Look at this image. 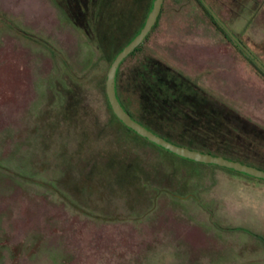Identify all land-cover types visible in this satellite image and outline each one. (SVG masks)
<instances>
[{
  "label": "rangeland",
  "instance_id": "1",
  "mask_svg": "<svg viewBox=\"0 0 264 264\" xmlns=\"http://www.w3.org/2000/svg\"><path fill=\"white\" fill-rule=\"evenodd\" d=\"M203 3L264 64V0ZM0 18V264H264V180L127 140L106 60L52 0ZM141 48L264 128V77L196 0H164Z\"/></svg>",
  "mask_w": 264,
  "mask_h": 264
},
{
  "label": "trees",
  "instance_id": "2",
  "mask_svg": "<svg viewBox=\"0 0 264 264\" xmlns=\"http://www.w3.org/2000/svg\"><path fill=\"white\" fill-rule=\"evenodd\" d=\"M152 1L52 0L68 22L83 30L87 40L106 60V67L117 52L140 30ZM163 1L154 23L142 41L117 65L114 90L119 104L131 119L171 143L264 170L262 126L202 87L195 78H191L179 68L141 48L158 22ZM196 2L214 24L228 35L217 24L212 14L207 12L200 0ZM0 20L2 21L1 18ZM228 37L231 39L229 35ZM43 45L53 54L51 45L46 42H43ZM236 45L248 62L264 77V64L244 45L245 50L239 44ZM128 60L130 64L124 72H121V66ZM104 80L105 72L99 81V87L111 119L113 117L116 120V122L113 119L112 121L124 135H127L126 139L129 137L127 140L142 141L172 159L204 164L167 151L125 126L108 105L104 93ZM116 159L118 160L119 157L116 156ZM127 164L128 169L122 170V173L130 175L127 179L131 182L135 176H138V169L134 158Z\"/></svg>",
  "mask_w": 264,
  "mask_h": 264
},
{
  "label": "water",
  "instance_id": "3",
  "mask_svg": "<svg viewBox=\"0 0 264 264\" xmlns=\"http://www.w3.org/2000/svg\"><path fill=\"white\" fill-rule=\"evenodd\" d=\"M161 3L162 0L152 1V6L146 15L144 19V23L140 28V30L126 45L122 47V49L119 52H117V54L113 57V59L111 60V62L109 63L106 69L105 80H104V93L111 111L125 126L130 128L140 136L144 137L145 139L153 142L154 144L178 156L204 164H215L220 167L232 169L234 171H238L247 174L249 176L264 180L263 169L251 165H246L238 161L229 160L221 156L199 152L197 150H193L185 146L177 145L163 139L161 136L152 133L151 131L144 128L141 124L131 119L130 116L123 110V108L119 104L115 96V90H114V74L117 65L123 58H125L131 51H133V49L142 41L143 37L149 31L152 24L154 23L156 16L160 10ZM225 30L227 31L226 28ZM230 36L232 39L236 41L237 44L241 46L242 49L245 50L244 46L241 45L238 40H236L231 34ZM248 54L250 55L249 52Z\"/></svg>",
  "mask_w": 264,
  "mask_h": 264
},
{
  "label": "flooded vegetation",
  "instance_id": "4",
  "mask_svg": "<svg viewBox=\"0 0 264 264\" xmlns=\"http://www.w3.org/2000/svg\"><path fill=\"white\" fill-rule=\"evenodd\" d=\"M200 2L204 5L205 9L207 10L208 13H210V11L208 10L207 6L203 3V0H200ZM212 14V13H210ZM213 16V15H212ZM213 18L216 20L217 24L224 30H225V27L223 25L220 24V22L213 16ZM228 33V35L230 36V34L232 35V33L229 34L228 30L226 31ZM231 37V36H230ZM232 39V38H231ZM233 41H235L234 39H232Z\"/></svg>",
  "mask_w": 264,
  "mask_h": 264
},
{
  "label": "crops",
  "instance_id": "5",
  "mask_svg": "<svg viewBox=\"0 0 264 264\" xmlns=\"http://www.w3.org/2000/svg\"><path fill=\"white\" fill-rule=\"evenodd\" d=\"M208 228H209V226H208ZM195 264H202V263L199 262V261H196ZM205 264H208V263H205ZM212 264H229V262L228 261H225L224 258H221L219 260L218 259L217 260L214 259V262H212Z\"/></svg>",
  "mask_w": 264,
  "mask_h": 264
}]
</instances>
